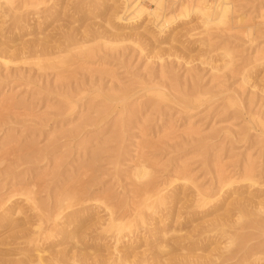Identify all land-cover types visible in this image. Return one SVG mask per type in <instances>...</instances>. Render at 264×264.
I'll return each instance as SVG.
<instances>
[{
  "label": "rangeland",
  "instance_id": "rangeland-1",
  "mask_svg": "<svg viewBox=\"0 0 264 264\" xmlns=\"http://www.w3.org/2000/svg\"><path fill=\"white\" fill-rule=\"evenodd\" d=\"M122 1L0 0V218L21 209L1 264H39L36 247L44 264H264V0L162 35L117 24ZM58 29L86 44L38 71L30 45ZM144 184L163 199H135Z\"/></svg>",
  "mask_w": 264,
  "mask_h": 264
},
{
  "label": "bare ground",
  "instance_id": "bare-ground-1",
  "mask_svg": "<svg viewBox=\"0 0 264 264\" xmlns=\"http://www.w3.org/2000/svg\"><path fill=\"white\" fill-rule=\"evenodd\" d=\"M124 1V3L126 2L127 4L124 6V7H122L123 8V10L121 11V14H119V13H116V14H114V18H115V22H117V24H123V25H131L129 28H132L133 26H135L136 24H137V22L139 21V20H143V17H145V18H148L149 20H150V18H151V20H152V23H156V24H154L155 25V27H156V29H157V31H159V32H161L160 34L162 35L163 33L162 32H164L163 30H164V28H167L168 26H170V24H172L173 22H176V21H179V20H188V19H190L191 18V16L192 15H194V16H197V18L198 19H200V21L203 23V25L205 26V27H208L209 25H225L226 23H228L229 22V17H231L230 15L231 14H233L232 13V3H231V1L230 0H210L211 2H208V0H196L193 4H188V3H186V2H182V3H180V4H178L177 5V7H176V9L174 10V11H172V14L169 16V17H166L164 14H163V7H164V5L162 6V2H163V0H149V2H150V4L154 7V8H151V9H148V8H146L142 3H143V1L142 0H131L132 2H130V1H128V0H123ZM122 1V2H123ZM164 4V3H163ZM45 8V7H44ZM43 9V8H42ZM117 10V9H116ZM118 11V10H117ZM45 12V11H44ZM43 13V12H42ZM41 13V14H42ZM44 14V13H43ZM47 14V13H46ZM49 15V14H48ZM51 15V14H50ZM52 16V15H51ZM38 18V17H37ZM40 19V18H39ZM233 19V18H232ZM36 20V19H35ZM44 20V19H43ZM46 20V19H45ZM51 20V19H50ZM50 20H48V21H50ZM18 22V21H17ZM41 23V22H40ZM42 25V24H41ZM116 25V24H115ZM122 25V26H123ZM228 25V24H227ZM117 26V25H116ZM37 27H38V24H37ZM61 28V27H60ZM64 28V27H63ZM62 29V28H61ZM111 29H115L114 27L112 28L111 27ZM37 30H39L38 28H37ZM40 30H42V29H40ZM39 30V31H40ZM53 30H54V28H53ZM59 30V29H58ZM67 31V30H66ZM66 31H63V30H59L58 32V34H56V30L54 31V33L56 34V35H58V39H54V38H52V39H47V38H43V39H35L36 41H35V43H32V46L30 45V54L34 57V59L36 60V61H34V62H37V64L35 65L36 67H37V69H38V71H41V70H43V69H45V66H48V65H50V64H52V62H54V61H58V59L60 58V55L62 56V54H66L65 55V57H63L62 56V58H66V56H68V54L73 50V48L74 47H81V45L83 46H85V44H81L80 46H79V44H80V42L82 41V43H83V41L87 38V37H85L84 36V34L82 33V35L81 34H77V33H72V34H70L69 33V31L68 32H66ZM52 32V31H51ZM86 32V31H85ZM86 34V33H85ZM88 34V33H87ZM165 34V33H164ZM55 35V36H56ZM79 35H81V37H79L78 38V36ZM51 36V37H52ZM87 36V35H86ZM37 37V36H36ZM87 40H89V39H87ZM86 41V40H85ZM24 47H22V49L20 50V51H16V53H18L19 55H26L27 54V49H23ZM82 48V47H81ZM77 51H79L80 49H76ZM75 50V51H76ZM78 53V52H77ZM76 53V55L75 56H77L78 54H80L81 53V51H80V53H78L77 54ZM74 55V54H73ZM74 56V57H75ZM93 56V55H92ZM69 57V56H68ZM71 57V56H70ZM69 57V58H70ZM85 57V60L84 59H82V61H79L80 60V58L79 57H75V59L74 60H72V59H70L71 61H70V68H71V65H74L75 66V68L73 69V70H78L77 68H81V66H83L84 64H87L86 63V60H88L87 58H86V56H84ZM88 57V56H87ZM90 58V57H89ZM67 61V60H66ZM60 62V61H59ZM59 62H56L57 64L59 63ZM67 62H69V60L67 61ZM44 63H47L48 65H45L44 66ZM55 63V62H54ZM77 63L79 64V65H77ZM63 65V64H62ZM65 65V64H64ZM77 65V66H76ZM68 66V65H67ZM49 67V66H48ZM52 67V66H51ZM50 67V69H55L54 68V66H53V68H51ZM47 68V67H46ZM69 68V69H70ZM79 68V69H80ZM84 68V67H83ZM48 69V68H47ZM66 69V71H68L67 70V68H65ZM64 70V69H63ZM44 71V70H43ZM61 72V75H62V73H68V72ZM53 72V71H52ZM70 73H73V71L71 70V72ZM58 74V73H57ZM56 74V75H57ZM59 76V75H58ZM57 76V77H58ZM136 169L138 170V172L136 173L135 172V175H134V178L136 179V180H139L140 181V179H142L143 177H145L146 176V174H148L147 173V170L146 169H144V167H143V169L140 167H136ZM229 178H227V180H228ZM231 179V178H230ZM229 179V182L232 180H230ZM248 179H252V178H248ZM225 181V182H228V181ZM224 182V181H223ZM228 182V183H229ZM227 183V184H228ZM231 183V182H230ZM226 185V184H225ZM136 188V190L135 191H138V192H136V194H137V196L135 197V199L137 198V199H139V200H145V199H148L149 200V198H151V197H154V195L156 196L157 195V197L159 196V191L158 190H154V189H152V190H149L148 188H150V187H148V184H144L143 186H142V188H139V189H137L138 187H135ZM159 188V187H158ZM133 191V190H132ZM160 191H162V189L160 190ZM25 192V191H24ZM26 193V192H25ZM25 193H24V195H25ZM133 193H134V191H133ZM152 194V195H151ZM31 195V194H30ZM161 196V195H160ZM158 197L159 199H161L162 197ZM199 197H201V196H199ZM198 197V198H199ZM10 198V197H9ZM8 198V199H9ZM28 198V197H27ZM31 198H32V196H31ZM33 199V198H32ZM163 199V198H162ZM7 200V199H6ZM6 200H3V202H0V209L1 210H4V209H2L1 208V206L4 204L5 205V203H7L6 202ZM199 200V199H198ZM33 201V200H32ZM200 201V200H199ZM201 201H204V199L203 200H201ZM24 202V201H23ZM34 202V201H33ZM27 203V202H26ZM30 204H31V202H29ZM198 203V202H197ZM204 203V202H203ZM9 204H11V203H9ZM34 206H36V205H34ZM2 207H5V206H2ZM6 209V208H5ZM10 210L8 211V214L6 213V215H3L1 218H0V221H6V222H9L8 220H11V217L14 215V214H17V212H18V209H20L17 205H13L12 206V208H9ZM33 209V208H32ZM37 209V208H36ZM21 210V209H20ZM3 212H5V211H3ZM7 212V211H6ZM58 215V214H57ZM37 216V215H36ZM38 217H40V216H38ZM141 217V216H140ZM139 217V218H140ZM10 218V219H9ZM26 218V217H25ZM13 219V218H12ZM24 219V218H23ZM41 219V218H40ZM143 218H141L140 219V222H141V224L143 225H145V223H146V221H145V223H144V221L142 220ZM27 220H29V218L27 219ZM41 221V220H40ZM24 222V221H23ZM109 222H110V225H109V223H107V228H109L108 227V225L109 226H111V227H118V224L116 225L114 222H116V221H114V220H109ZM1 223V222H0ZM16 223V222H15ZM39 223V222H38ZM41 223V222H40ZM27 224V223H26ZM13 225V224H12ZM25 225V224H24ZM38 225V224H37ZM55 225V224H54ZM17 226V225H16ZM19 226L21 227V225L19 224ZM19 226H17V227H15L14 226V228L13 229H17ZM38 226H40V225H38ZM38 226L36 227V228H38ZM56 226V225H55ZM54 226V227H55ZM22 227H23V225H22ZM110 227V228H111ZM107 228H105V229H107ZM23 229V228H22ZM52 230V229H51ZM11 230H9V232H10ZM17 232H18V230H17ZM21 232H24V230L23 231H20L19 233L21 234ZM28 232V231H27ZM27 232H25V233H27ZM29 232L30 233H32V237L34 236V235H36V234H38L37 233V231H35L34 229H33V231H31V230H29ZM28 232V233H29ZM41 232V231H40ZM7 233V232H6ZM6 233H5V235H6ZM12 232H10L9 234H11ZM13 233H15V234H17L16 232H14L13 231ZM12 233V234H13ZM28 233H27V235H28ZM3 234V233H2ZM22 235V234H21ZM25 235V234H24ZM30 235V234H29ZM28 235V236H29ZM42 235V234H41ZM15 236V235H14ZM37 236V235H36ZM13 237V236H12ZM18 237H20V236H18ZM21 237H23V236H21ZM38 237H39V235H38ZM37 237V238H38ZM9 238V237H8ZM31 238V237H30ZM35 238V237H34ZM32 239L31 240V243H33V242H35L36 240L35 239ZM17 239V238H16ZM15 239V240H16ZM30 241H28L27 243L28 244H30L29 243ZM36 243V242H35ZM34 243H33V245H31V246H33L34 247ZM30 246V245H29ZM31 252L33 253V259H34V257H35V261L37 260L38 261V263L39 264H44V262H43V260H42V258L44 257L43 256V252L41 251V250H39L37 247L36 248H34V249H31ZM28 253V252H27ZM43 253V254H42ZM30 258V257H29ZM45 258V257H44ZM30 260V259H29ZM48 260V259H47ZM3 261V260H2ZM2 261H0V264L2 263ZM24 261V260H23ZM27 261V260H26ZM53 261V260H52ZM125 261V260H124ZM21 262V261H20ZM4 264H6L5 262H3ZM26 264H27V262H25ZM29 263V262H28ZM47 262H45V264H46ZM55 263V262H54ZM120 264H121V262H120ZM124 264H128V262L126 263V262H124Z\"/></svg>",
  "mask_w": 264,
  "mask_h": 264
}]
</instances>
